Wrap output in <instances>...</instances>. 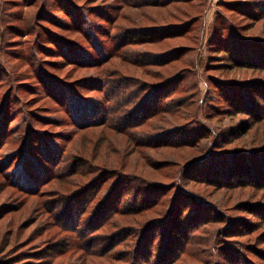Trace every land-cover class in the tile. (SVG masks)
<instances>
[{"label":"rangeland","instance_id":"1","mask_svg":"<svg viewBox=\"0 0 264 264\" xmlns=\"http://www.w3.org/2000/svg\"><path fill=\"white\" fill-rule=\"evenodd\" d=\"M258 50L264 0H0V264H264Z\"/></svg>","mask_w":264,"mask_h":264},{"label":"trees","instance_id":"2","mask_svg":"<svg viewBox=\"0 0 264 264\" xmlns=\"http://www.w3.org/2000/svg\"><path fill=\"white\" fill-rule=\"evenodd\" d=\"M229 43V42H228ZM233 47V46H232ZM236 49L239 51V47L238 46H236ZM223 51H225V49H223ZM229 51V53L231 54V55H236V52L234 51V50H228ZM245 59H247V60H250L249 62L250 63H255V64H259V65H263L264 64V51H256V53L255 54H252L251 56H249V57H247V56H245ZM252 61V62H251ZM223 85H225V86H228L229 85V83L227 84V83H224ZM250 86H251V84H247V85H245V88H247V89H250ZM247 89H244L243 91H246ZM241 102H237V104L235 105V107H239V110H237V112H236V114L238 113V114H240V113H243V112H241L242 110V108H241ZM230 170H232L231 168H230ZM173 244V243H172ZM155 261H156V259H154V258H148V261H147V264H154L155 263Z\"/></svg>","mask_w":264,"mask_h":264}]
</instances>
